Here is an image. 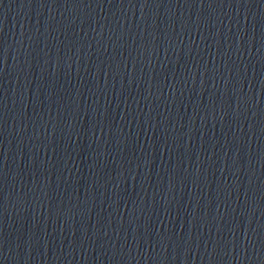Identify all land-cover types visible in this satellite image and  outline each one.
Returning <instances> with one entry per match:
<instances>
[{"label": "water", "instance_id": "95a60500", "mask_svg": "<svg viewBox=\"0 0 264 264\" xmlns=\"http://www.w3.org/2000/svg\"><path fill=\"white\" fill-rule=\"evenodd\" d=\"M0 264H264V0H0Z\"/></svg>", "mask_w": 264, "mask_h": 264}]
</instances>
